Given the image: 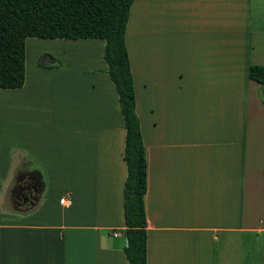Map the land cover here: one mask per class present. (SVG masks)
<instances>
[{
  "label": "crops",
  "instance_id": "0c3cea01",
  "mask_svg": "<svg viewBox=\"0 0 264 264\" xmlns=\"http://www.w3.org/2000/svg\"><path fill=\"white\" fill-rule=\"evenodd\" d=\"M44 41L0 89V264H128L105 42ZM125 44L147 264H264V0H133Z\"/></svg>",
  "mask_w": 264,
  "mask_h": 264
},
{
  "label": "trees",
  "instance_id": "16d2710c",
  "mask_svg": "<svg viewBox=\"0 0 264 264\" xmlns=\"http://www.w3.org/2000/svg\"><path fill=\"white\" fill-rule=\"evenodd\" d=\"M132 3L133 0H0V89L16 90L24 85L28 39L105 42L103 59L118 95L125 129L124 254L128 264H147L143 205L146 159L125 44ZM248 78L264 87V67L250 66Z\"/></svg>",
  "mask_w": 264,
  "mask_h": 264
},
{
  "label": "rangeland",
  "instance_id": "374dc122",
  "mask_svg": "<svg viewBox=\"0 0 264 264\" xmlns=\"http://www.w3.org/2000/svg\"><path fill=\"white\" fill-rule=\"evenodd\" d=\"M43 42V43H48L47 41H44V40H39V39H29L27 40V48H26V60H27V67L31 70L33 69V65L36 61L35 60V57H36V52H35V49H39V48H44L46 49L48 46H46L45 44H41L39 45V42ZM42 49V50H44ZM43 58H41V60H39V63L38 64H41ZM39 196V194H38ZM36 196V198L38 197ZM32 199H35V197H32Z\"/></svg>",
  "mask_w": 264,
  "mask_h": 264
},
{
  "label": "built area",
  "instance_id": "2783aa9c",
  "mask_svg": "<svg viewBox=\"0 0 264 264\" xmlns=\"http://www.w3.org/2000/svg\"><path fill=\"white\" fill-rule=\"evenodd\" d=\"M59 202H60V204L65 205V204H67L68 200L67 199H61Z\"/></svg>",
  "mask_w": 264,
  "mask_h": 264
}]
</instances>
